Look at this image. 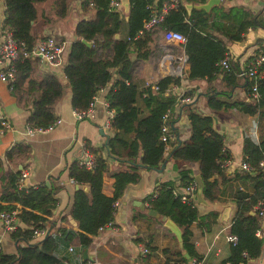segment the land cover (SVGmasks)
Returning a JSON list of instances; mask_svg holds the SVG:
<instances>
[{
	"label": "trees",
	"instance_id": "obj_1",
	"mask_svg": "<svg viewBox=\"0 0 264 264\" xmlns=\"http://www.w3.org/2000/svg\"><path fill=\"white\" fill-rule=\"evenodd\" d=\"M3 1L2 26L10 31L13 38L23 41L24 49L29 50L32 42L28 28L35 14L33 4L40 0ZM109 1L92 0L91 7L87 6L85 0L80 3L83 13H91L74 23L75 38L69 43L62 68L70 92L71 107L74 110L85 108L97 89L113 79L104 96L108 107L113 109L109 126L115 130L105 141L106 152L115 159L129 162L131 167L136 166L133 161L138 158L146 168L156 167L166 157L195 162L203 182V198L208 203L216 201L220 183L226 181L219 162L227 157V152L223 148L222 135L213 127L211 115L195 111L190 102L182 104L190 126L189 136L173 142L169 152L163 155L158 139L160 116L166 109L172 110L175 99L173 94L162 92L168 83L178 85L181 78L161 76L157 81L159 89L150 92L145 91L142 83H138L133 77L134 61L129 59L128 54L135 51V59H143L149 55L148 43L152 40L154 29L145 30L142 34L135 33L148 15L147 4L153 0H128L125 12L112 8ZM160 3L161 0H156L155 7L159 8ZM53 6L59 15L65 14L66 0H54ZM206 16L207 13L202 8L192 7L188 10L185 4H181L176 9H168L156 29L162 31L171 28L186 35L184 51L191 59L186 74L188 79H210L221 72L223 84L231 87L237 84L240 68L231 62L225 70L216 62L227 55L226 40H240V34L248 27H264L262 11L241 21L234 33L230 32L228 24L221 27L209 25ZM115 33L118 34L117 37H114ZM83 39L89 41L90 45H86ZM164 48L170 47L158 48V58ZM13 65L15 77L10 87L13 92L25 81L27 88L35 91L27 123L35 126L48 124L55 118L53 103L61 97L62 83L54 73H46L37 80L32 79L30 60L22 53L17 55ZM257 90L259 98L249 102L241 99L227 101L222 98L227 93L226 89H211L207 91L205 102L212 110L234 107L252 114L264 104V77L257 81ZM182 94L189 96L186 91ZM83 147L94 155L91 167L79 165L77 159L67 166L68 176L79 184L73 191L68 210L76 223V229L55 226L50 221L51 210L55 205L52 188L44 184L20 188L17 186L20 170L25 164L7 173L5 185L0 190V211L15 209V218L23 227L16 225L10 231L11 238L16 241V251L4 253L0 250V264H59L53 256L66 261L65 255L57 253L59 246L70 245L78 250L83 249L89 245L97 228L112 220L114 203L128 183L138 181L140 174L134 169L116 172L111 182L112 192L105 195L101 191L102 173L106 168L104 157L89 146L88 140ZM241 152L242 159L254 167L253 170L243 172V176L252 182V191L234 190L232 200L235 209L226 231L234 234L236 240L228 245L226 257L209 264H241L247 259L256 258L260 252L261 238L256 234L259 220L251 211L257 200H264V171L256 168L257 161L264 156V137L254 141L244 135ZM29 153L28 144L16 142L5 151L4 159L17 164L22 157H28ZM1 162L0 158V168ZM216 174L220 175V181L216 179ZM178 177L180 187L194 181L189 168L178 170ZM147 199L149 208L159 215L169 217L178 226L182 249L188 256L200 257L190 241V224L195 221L200 227L208 229L215 221L217 211L207 208L204 213H199L193 199L181 201L180 194H175L171 180L159 182ZM34 228H45L46 232L42 237L35 238L32 233ZM145 245L152 249L149 243ZM176 255L179 262L186 263L187 257L182 252L177 251Z\"/></svg>",
	"mask_w": 264,
	"mask_h": 264
},
{
	"label": "crops",
	"instance_id": "obj_2",
	"mask_svg": "<svg viewBox=\"0 0 264 264\" xmlns=\"http://www.w3.org/2000/svg\"><path fill=\"white\" fill-rule=\"evenodd\" d=\"M82 0H66L65 14L59 15L53 4L54 0L36 1L34 18L30 21L28 34L32 45L44 35L54 36L63 44V52L59 63L49 64L38 56H28L30 60V77L40 79L46 73H54L63 85L61 97L53 103V113L60 118L50 130L28 134L25 131L28 117L31 111V99L35 94L34 89H28L27 81L20 88L13 92L5 81L0 80V111L8 120L10 127L0 131V190L5 185L7 173L19 168L21 164L27 167V174L23 179L26 186L44 184L54 191L55 205L51 210L50 221L55 226H64L76 229L75 221L68 214L72 201L73 191L79 186L68 176V164L81 156L83 144L86 140L89 146L104 157L106 168L102 173L101 191L105 195L112 192L113 175L120 170H136L140 177L134 183H128L123 193L114 206L111 227H104L97 230L91 236L89 245L83 249L76 247L69 250L67 247L59 246L57 253L65 255L66 261L62 264H184L178 261L177 251L186 253L174 234L164 225L161 215L155 216L148 213L149 205L147 196L153 188L162 181L171 180L174 184V191L180 192L178 170L189 168L192 175L198 172L195 162L180 158H164L156 167L146 168L139 162V158L133 161L136 166H130L129 162L115 159L106 152L105 141L115 131L106 125L109 117L103 105L104 96L112 84V80L103 85L96 93L94 109L91 116L75 119L72 115L73 108L70 105V92L62 68L66 61V53L69 43L75 38L73 33L74 23L82 17L91 13H83L80 8ZM206 0H200L204 2ZM192 3H199L192 0ZM236 6L244 8L237 22L229 23L223 16L218 18L216 14L222 8ZM118 10L125 12L120 5ZM262 11L264 17V0H220L212 4L207 13L206 19L211 26L221 27L224 24L230 26V32L234 33L237 25L250 18L253 13ZM211 15V16H210ZM4 17V1L0 0V26ZM264 19V18H263ZM159 36H158V35ZM118 36V34H117ZM240 40H226L227 55L229 63H235L237 68L244 67L245 62L258 52L264 53V27L256 25L248 27L240 34ZM149 55L143 59H135L136 52L128 54L130 60L134 61L133 77L138 83L151 77L156 80L163 74L159 69L156 60L158 48L170 47L171 50H178L176 44L165 43L161 38V31L155 29L152 33V40L148 43ZM191 59L187 67L189 68ZM220 66V65H219ZM222 68V66H220ZM186 73L181 77L176 90L172 91L175 103L171 110L173 142L184 140L189 136L190 126L185 113L184 105L191 103L192 108L202 114H209L212 117V124L216 131L222 135L223 148L227 152L230 165L223 170L226 181L220 183L218 199L214 202H207L205 205L194 202L199 213L205 210L214 209L217 217L208 228L200 227L197 222L190 224V241L200 257L208 263L218 262L228 254V245L224 239L226 227L235 209L232 194L235 189L252 191V182L243 176L236 165L242 159L243 136H249L252 140L258 141L264 137V104L252 114L242 112L234 107H227L219 110H212L206 105V94L208 90L226 89L223 99L247 100L254 102L247 95L249 80L246 77L238 76L237 84L227 87L223 84L222 73H216L210 79H188ZM28 77V78H30ZM180 91L188 92L190 100L180 102L177 94ZM22 142L30 147L28 157L12 163L4 159V153L13 143ZM16 165V166H15ZM216 179L221 180L216 174ZM194 183V181H193ZM223 208H227L225 217L221 218ZM256 214L255 210L251 211ZM259 227L257 236L261 238V248L256 258L247 259L241 264H264V212L257 215ZM17 222V219H16ZM16 225L23 227L19 222ZM36 238V237H35ZM146 243L152 249L145 247ZM182 244V242H181ZM74 245V244H73ZM145 247L146 252L141 248ZM0 248L1 252L14 253L16 241L10 236V232L4 231L0 224ZM85 251V253H83ZM185 256V255H184ZM188 256V254H187ZM186 257V256H185ZM185 264H190L192 257ZM199 258V257H198Z\"/></svg>",
	"mask_w": 264,
	"mask_h": 264
},
{
	"label": "built area",
	"instance_id": "obj_3",
	"mask_svg": "<svg viewBox=\"0 0 264 264\" xmlns=\"http://www.w3.org/2000/svg\"><path fill=\"white\" fill-rule=\"evenodd\" d=\"M87 6L91 7L93 2L92 0H85ZM155 1L153 0L150 4H147V8L149 9L147 17H145L141 22V27L137 30L135 34H142L145 30H155L158 24L162 21L164 14L170 8H178L179 5L184 4L185 2H192V0H161L159 8L155 7ZM200 2V0H198ZM109 5L118 9L121 5L120 0H110ZM134 34V35H135ZM134 35L132 37H134ZM161 38L165 43L176 44L179 49L174 52L173 50L165 51L159 56L157 65L161 70L162 76L172 75L182 77L187 70V65L190 60V56L184 51V44L186 41V35L178 30L165 28L161 31ZM63 52V44L54 36L46 34L40 40H38L29 50L24 49V42L18 41L11 35L10 31L4 26H0V80L5 81L9 88L11 87V83L14 80V72L15 68L13 65L14 59L17 57L19 53H22L24 56L35 55L45 60L49 64L56 65L59 63L60 57ZM218 65L222 66L225 70L229 68L228 55H224L217 62ZM238 75L248 78V92L247 95L252 100H257L260 96V93L257 90V81L264 77V53L258 52L255 55L251 56L244 64V67L240 68L238 71ZM161 77V76H160ZM158 78L156 80H152L151 77L145 79L142 83V87L145 91L149 90L150 92H156L159 89ZM102 87V86H101ZM100 87V88H101ZM98 88L97 91L100 89ZM176 85L174 83H168L164 89L163 94H172L173 90H176ZM96 91V93H97ZM96 93L91 97L87 106L81 110H72V115L75 119H81L86 116H91L94 109V102L96 98ZM145 92H143V95ZM180 102H186L190 100V96L183 95L180 91L177 94ZM103 105L106 108V113H108L109 117L106 121V125L109 126L113 109L108 107L107 101L104 99ZM161 122L159 126V135L158 139L161 142V150L163 155H166L173 143V135H172V121H171V111L166 109L160 116ZM60 122V118L55 117L52 121L44 126H35L29 125L27 123L25 127V131L28 134L35 132H43L50 130L55 124ZM10 127V124L3 113L0 111V131L4 128ZM110 127V126H109ZM79 165H84L86 168H90L93 161L94 155L91 154L88 150L83 148L81 156L77 158ZM230 165L229 157H224L220 160L219 166L222 170H225L226 167ZM237 169L242 172H248L253 170V166H251L246 160L241 159L237 165ZM256 168L264 171V156L261 157L256 164ZM27 167L25 166L20 170L18 177L17 186L20 187H28L23 184V179L27 174ZM194 189L195 184L188 183L180 192L175 191V194H180L181 201H189L191 199L194 200ZM117 202L114 203V206ZM257 215H262L264 212V200H257L256 203L252 207ZM15 209L11 210H1L0 211V224L4 231L10 232L16 226V218H15ZM111 220L107 221L103 225L99 226L97 230H102L104 227H111ZM226 231V230H225ZM46 232L45 228H34L32 233L34 237L40 238ZM224 239L229 243H234L236 240V236L234 234L228 233L227 231L224 233ZM192 245L196 246L195 241H191ZM69 250L72 249V246L68 245ZM1 250V248H0ZM141 251L144 253L147 251L145 247L141 248ZM190 264H209L207 260L203 257H195L191 260ZM225 264H230L226 262Z\"/></svg>",
	"mask_w": 264,
	"mask_h": 264
},
{
	"label": "water",
	"instance_id": "obj_4",
	"mask_svg": "<svg viewBox=\"0 0 264 264\" xmlns=\"http://www.w3.org/2000/svg\"><path fill=\"white\" fill-rule=\"evenodd\" d=\"M220 0H206L204 2H199V3H192V2H185V7L189 10L190 8L194 7V8H202L204 11H208L209 7L214 4V3H218ZM121 5L123 6L124 11H126L128 9V0H120ZM114 37H117V33L114 34ZM86 45H90L89 41L86 40H82ZM193 180H194V184H195V189H194V197H195V202L199 203L201 205H205L206 201L202 196V188H203V182L202 179L200 177L199 172H196L195 174H193ZM84 189L86 190V187H84ZM149 214L158 216L159 214L153 210V209H148L147 210ZM227 211V208H223L222 212H221V218L225 217V212ZM161 219L163 220L164 225L174 234V236L176 237L177 241H178V245L182 246L181 244V236H180V230L178 228V226L169 218L166 217L164 215L160 216ZM85 253V251L83 252ZM184 255L187 257V260H189L187 253H184ZM53 259L58 262L59 264H62V261L60 259H58L57 257L53 256Z\"/></svg>",
	"mask_w": 264,
	"mask_h": 264
},
{
	"label": "rangeland",
	"instance_id": "obj_5",
	"mask_svg": "<svg viewBox=\"0 0 264 264\" xmlns=\"http://www.w3.org/2000/svg\"><path fill=\"white\" fill-rule=\"evenodd\" d=\"M237 7L236 6H233V7H231V8H229V9H227V8H222L221 7V9H220V11H219V14L217 15L216 14V16L218 17V18H222L223 16H225L226 18H227V21L229 22V23H234V22H237V21H239V17H240V14H241V12L242 11H245V9L244 8H238V9H236ZM211 16V15H210ZM158 35V34H157ZM159 36V35H158ZM164 50L165 51H170L171 49H168V48H164ZM174 52H176V51H178V50H173ZM158 61V59L156 60V62ZM193 258H195V257H192V259ZM191 259V260H192ZM190 263H191V261H190Z\"/></svg>",
	"mask_w": 264,
	"mask_h": 264
}]
</instances>
